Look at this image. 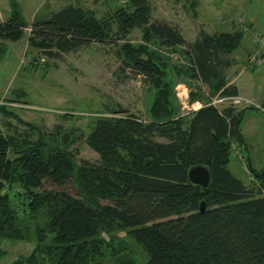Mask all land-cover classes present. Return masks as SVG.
<instances>
[{
	"label": "trees",
	"instance_id": "16d2710c",
	"mask_svg": "<svg viewBox=\"0 0 264 264\" xmlns=\"http://www.w3.org/2000/svg\"><path fill=\"white\" fill-rule=\"evenodd\" d=\"M121 1L106 18L68 3L32 22L28 43L49 57L121 39L123 68L144 77L152 99L149 119L124 108L98 115L86 136L98 161L78 162L65 145L68 134L58 138L40 129L37 137L27 133L18 141L0 128V238L35 242L11 264H138L117 229L142 246L144 264H264V167L247 154V172L260 180L256 195L229 166L234 142L248 147L241 129L245 108L205 104L184 114L175 92L186 79L198 88L191 89L190 102L239 95L226 70L244 30L202 29L189 41L177 25L151 20L149 0ZM10 3L9 17L0 20V57L6 40L20 39L29 24L17 0ZM135 27L143 31L137 43L127 37ZM201 83L208 86L205 95ZM0 112L38 127L8 103H0ZM197 163L211 172L206 188L188 178ZM46 178L72 180L77 193L40 189ZM6 252L0 244V258Z\"/></svg>",
	"mask_w": 264,
	"mask_h": 264
},
{
	"label": "rangeland",
	"instance_id": "374dc122",
	"mask_svg": "<svg viewBox=\"0 0 264 264\" xmlns=\"http://www.w3.org/2000/svg\"><path fill=\"white\" fill-rule=\"evenodd\" d=\"M151 20L168 21L182 31L187 40H195L203 29L207 32L241 28L244 36L241 45L230 56L233 64L228 70L234 77L243 100L219 103L234 104L245 108L241 129L247 146L234 142L231 162L232 171L241 177L249 187L258 192L259 179L247 172V154L253 165L264 167V0H149ZM18 7L29 22L25 34L17 40H6L7 50L0 57V103L15 107L17 114L38 127L32 130L30 124L18 117L6 116L0 112V128L6 135L20 141L30 133L37 137L39 130L58 132V138L68 134L65 145L80 162L82 159L98 161L100 154L86 141L101 113L111 109L124 108V113H136L149 119L147 106L152 99L151 90L144 77L124 63L118 54V43L114 41H93L78 48L63 51L57 57H49L36 47L29 45L28 35L34 20L44 17L68 3L82 4L103 18L108 17L123 2L121 0H17ZM10 0H0V20L9 17ZM140 27L133 28L128 39L137 43L142 40ZM260 36V38L258 37ZM259 39V40H258ZM180 53V52H179ZM177 56V54H174ZM258 57L260 62L252 60ZM203 87V88H202ZM186 79L176 85L181 113L194 110L189 100L191 89ZM202 95L208 89L201 83ZM204 89V90H203ZM208 91V90H207ZM188 95V102L180 99ZM223 106V105H222ZM158 140H167L156 136ZM248 148V149H247ZM13 155V151L10 152ZM40 189H63L72 194L77 189L72 180L58 184L46 178ZM264 194V189H263ZM110 201L109 199L103 202ZM134 247L138 264H144L147 255L140 244L126 231L116 230ZM7 250L0 258V264H11L21 255L30 253L35 242L28 240L1 239ZM26 264V263H23Z\"/></svg>",
	"mask_w": 264,
	"mask_h": 264
},
{
	"label": "water",
	"instance_id": "95a60500",
	"mask_svg": "<svg viewBox=\"0 0 264 264\" xmlns=\"http://www.w3.org/2000/svg\"><path fill=\"white\" fill-rule=\"evenodd\" d=\"M188 178L194 183L204 188L208 187L211 180V172L206 165L197 163L193 164L188 169ZM206 204L204 201L201 202L200 210L204 211Z\"/></svg>",
	"mask_w": 264,
	"mask_h": 264
},
{
	"label": "built area",
	"instance_id": "2783aa9c",
	"mask_svg": "<svg viewBox=\"0 0 264 264\" xmlns=\"http://www.w3.org/2000/svg\"><path fill=\"white\" fill-rule=\"evenodd\" d=\"M260 38V36H258ZM259 40V39H258ZM252 60H256L257 63L260 62V59L256 56L253 57ZM180 99H182L183 101H187L188 102V95H182L180 97ZM227 100H232L234 103H239L240 101L246 100L245 98H243L240 95H222L220 93L216 94L215 96H212L210 98V100L208 102H204L201 100H196L194 102H191V106L194 110L199 109L200 107H202L205 104H213V105H220L219 103H223V101H227ZM248 101V99L246 100ZM228 104H232V103H228ZM224 105V104H222ZM221 105V106H222Z\"/></svg>",
	"mask_w": 264,
	"mask_h": 264
},
{
	"label": "crops",
	"instance_id": "0c3cea01",
	"mask_svg": "<svg viewBox=\"0 0 264 264\" xmlns=\"http://www.w3.org/2000/svg\"><path fill=\"white\" fill-rule=\"evenodd\" d=\"M230 67H232V65H231ZM230 67H228L227 70H226V71H227V76H230L229 73H228V70L230 69ZM229 83H235V81H234V77H232V78L229 77ZM235 84H236V83H235ZM236 85H237V84H236ZM237 87H238V85H237ZM238 90H239V87H238ZM239 93H240V91H239Z\"/></svg>",
	"mask_w": 264,
	"mask_h": 264
}]
</instances>
